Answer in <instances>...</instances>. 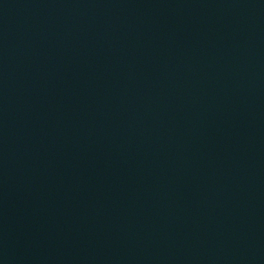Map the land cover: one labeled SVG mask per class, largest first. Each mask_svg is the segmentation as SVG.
Masks as SVG:
<instances>
[{
	"label": "water",
	"instance_id": "obj_1",
	"mask_svg": "<svg viewBox=\"0 0 264 264\" xmlns=\"http://www.w3.org/2000/svg\"><path fill=\"white\" fill-rule=\"evenodd\" d=\"M0 264H264V0H0Z\"/></svg>",
	"mask_w": 264,
	"mask_h": 264
}]
</instances>
